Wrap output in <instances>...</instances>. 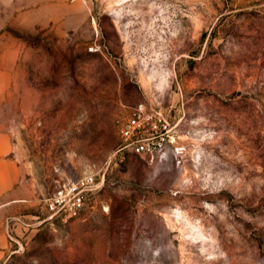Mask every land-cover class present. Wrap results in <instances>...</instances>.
Listing matches in <instances>:
<instances>
[{
	"label": "rangeland",
	"instance_id": "obj_1",
	"mask_svg": "<svg viewBox=\"0 0 264 264\" xmlns=\"http://www.w3.org/2000/svg\"><path fill=\"white\" fill-rule=\"evenodd\" d=\"M0 264H264V0H0Z\"/></svg>",
	"mask_w": 264,
	"mask_h": 264
},
{
	"label": "built area",
	"instance_id": "obj_2",
	"mask_svg": "<svg viewBox=\"0 0 264 264\" xmlns=\"http://www.w3.org/2000/svg\"><path fill=\"white\" fill-rule=\"evenodd\" d=\"M169 121L162 109L139 102L131 107L120 128L121 149L138 155L166 157L164 138L159 132L167 130ZM97 189L95 177L89 175L77 182L64 184L47 201L50 211L65 217H77L84 210L85 196Z\"/></svg>",
	"mask_w": 264,
	"mask_h": 264
}]
</instances>
